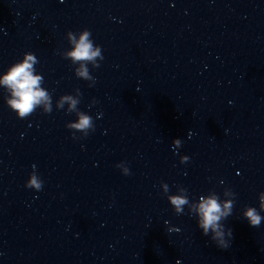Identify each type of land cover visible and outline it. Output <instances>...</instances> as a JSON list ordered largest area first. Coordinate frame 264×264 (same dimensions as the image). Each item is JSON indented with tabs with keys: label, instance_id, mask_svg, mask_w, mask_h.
<instances>
[{
	"label": "water",
	"instance_id": "obj_1",
	"mask_svg": "<svg viewBox=\"0 0 264 264\" xmlns=\"http://www.w3.org/2000/svg\"><path fill=\"white\" fill-rule=\"evenodd\" d=\"M84 29L88 78L67 57ZM25 53L49 99L18 119L0 88V264H264V221L242 217L264 194V0H0V75ZM213 193L226 249L191 213Z\"/></svg>",
	"mask_w": 264,
	"mask_h": 264
},
{
	"label": "clouds",
	"instance_id": "obj_2",
	"mask_svg": "<svg viewBox=\"0 0 264 264\" xmlns=\"http://www.w3.org/2000/svg\"><path fill=\"white\" fill-rule=\"evenodd\" d=\"M61 3H63V0H61ZM68 36L73 47L67 53V57L73 63L81 62L80 68L77 70V75L88 78V70L84 62H93L97 57L104 59L102 56V48L99 45H94V41L91 39L92 33L87 29L80 31L78 38L71 31L68 32ZM37 62L34 53H25L21 61L11 64L0 75V88L7 90L10 95V98H7L5 101L6 106L16 114L18 119L28 118L42 102H46L49 99L46 90L41 87L42 77L35 74L34 64ZM75 104V100H70V106L74 107ZM66 128L71 131L72 139L74 140L78 139L76 133H83L87 137L90 132L95 131L93 118L83 113L79 115L77 121L66 125ZM173 143L182 146V140L180 138L174 139L172 141L173 151H175ZM189 160L190 157L188 155L180 156V164H187ZM116 167L120 169L124 176L131 175L129 167L126 166V162L121 161L116 164ZM42 187L43 180L37 174L35 165H33V171L29 174L25 188L39 192ZM167 199L176 215L184 214L183 206L189 203L185 195H170ZM260 203L261 209H264V194L260 195ZM261 209L249 206L243 212L242 217L251 227H259L261 222L264 221V215H262ZM191 213L196 220L197 228L203 236L209 237L221 249H226L229 246L232 238V230L226 226L225 222L233 215V205L231 202H223L214 193L201 195L198 198V202L191 209ZM164 223L166 227L169 224L168 221ZM178 232H180V229L177 227L176 232L169 233ZM176 264H180V262L177 261Z\"/></svg>",
	"mask_w": 264,
	"mask_h": 264
}]
</instances>
